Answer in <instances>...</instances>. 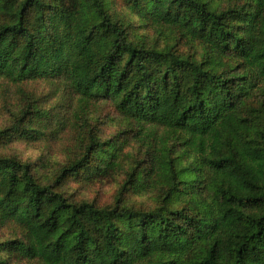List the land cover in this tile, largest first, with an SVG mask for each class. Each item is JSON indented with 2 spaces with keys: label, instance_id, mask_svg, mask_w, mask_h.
Listing matches in <instances>:
<instances>
[{
  "label": "trees",
  "instance_id": "obj_1",
  "mask_svg": "<svg viewBox=\"0 0 264 264\" xmlns=\"http://www.w3.org/2000/svg\"><path fill=\"white\" fill-rule=\"evenodd\" d=\"M123 1L200 53L136 40L108 0H0V78L21 94L58 85L69 111L63 121L28 100L0 139L74 128L87 139L43 181L0 154V225L22 235L4 246L40 264H264V0ZM100 100L133 121L145 150L104 207L58 190L121 167V146L85 130ZM149 191L153 209L122 204Z\"/></svg>",
  "mask_w": 264,
  "mask_h": 264
},
{
  "label": "rangeland",
  "instance_id": "obj_2",
  "mask_svg": "<svg viewBox=\"0 0 264 264\" xmlns=\"http://www.w3.org/2000/svg\"><path fill=\"white\" fill-rule=\"evenodd\" d=\"M108 2L112 11L131 24V32L136 40L141 39L151 47L163 48L173 45L183 53L195 51L200 53L201 46L198 43L186 40L168 30L156 31L142 23L128 8L125 1L108 0ZM23 90L25 94H21L14 86L0 78V131L11 127L28 100L33 104L32 106L38 107L42 112L55 114L56 119L61 118L64 121L68 118V97L58 85L40 81L25 85ZM86 119L85 130L92 128L100 142L113 140L121 146L124 155L121 167L102 176L96 172L92 174L81 172L79 175L69 177L58 190L63 191L73 202L87 201L98 207L112 206L126 178L127 171L141 162L145 150L136 134L133 121L123 116L112 101L100 100L90 109ZM56 128L60 131L61 126ZM74 130L76 134L67 130L64 135L56 138H52L51 132H48L45 135H38V138L31 142L7 136L0 139V154L33 164V172L40 181L52 179L56 171L68 162L71 154L76 150L74 148L79 147L85 139V137L80 139L78 135L79 133L83 136L80 131L84 128H74ZM162 135L163 132L160 133V137ZM86 140L83 143H86ZM156 195V191L136 195L127 192L121 200L124 206L153 209L157 205ZM21 237L16 226L0 225V264H40L34 260L20 258L4 246L6 243L20 240Z\"/></svg>",
  "mask_w": 264,
  "mask_h": 264
}]
</instances>
